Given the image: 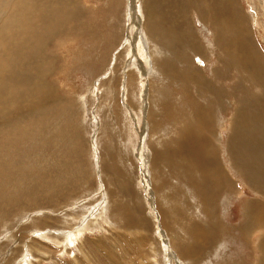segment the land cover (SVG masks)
Here are the masks:
<instances>
[{
	"label": "rangeland",
	"instance_id": "obj_1",
	"mask_svg": "<svg viewBox=\"0 0 264 264\" xmlns=\"http://www.w3.org/2000/svg\"><path fill=\"white\" fill-rule=\"evenodd\" d=\"M141 1L0 0V264L264 263L262 236L244 232L249 203H264V185L258 181L257 192L233 156L236 111L263 91L236 63L219 61L214 17L199 4L197 13L199 1H175L186 8L174 16L181 39L162 38L163 48L142 33L150 1ZM237 1L244 40L264 58V0ZM166 3L158 8L171 14ZM227 31L222 38H234ZM168 63L179 76L200 72L217 87L220 103L202 89L208 101L197 97L203 111L217 107L211 126L190 123L198 109L188 104L190 93L199 90L164 77ZM182 135L197 145L199 163L216 156L222 193L212 185L206 190L218 193L197 196L198 168L193 176L174 172L195 184L191 196L156 190L154 154L168 162L166 148L176 149ZM199 228L210 232L208 246L191 257Z\"/></svg>",
	"mask_w": 264,
	"mask_h": 264
},
{
	"label": "bare ground",
	"instance_id": "obj_2",
	"mask_svg": "<svg viewBox=\"0 0 264 264\" xmlns=\"http://www.w3.org/2000/svg\"><path fill=\"white\" fill-rule=\"evenodd\" d=\"M135 1L138 2V0H135ZM149 1L150 3H148V5L144 7L145 15L142 17L143 18V24H142L143 32L142 33L146 34L147 36L151 38H157L158 40H160L161 43L159 42L157 43V45L162 48H163L162 41H161L162 38L164 39L165 43L167 42L172 43V42H175L181 39V35L179 34L180 32L178 33L174 30L176 29L177 31H179V28H180L178 21L174 18V16H176L178 13H181L182 11L184 13V11H186V8L180 7L181 5H179V7L177 8V6H175L176 0L169 1L168 4L170 6V9L172 10L171 11V14H173L172 16L170 12H167L166 10H164L165 6L163 8L161 7L162 10L158 8V4L161 2V4L163 5L166 3V2L163 3V1H166V0H147V2ZM197 1L199 2L193 3L194 9H197V13L199 10L198 9V4H199L201 6L203 5L207 9L205 11V14L204 12H202V15L205 18H207L208 14L213 15L214 17V30L213 31L216 32V37L214 40H215V44L217 46L218 52L220 54L219 61H222L223 59L226 61H229L230 59L232 61L231 65L236 63L239 69H242L248 72L247 77L251 79L252 83H254V85L257 88L263 91V95L259 100L254 101V102H249L239 107V109L237 108L238 110L236 111L235 119H234L235 131H234L233 156L237 158L238 160H240L245 165V167L243 168L245 171L248 169L250 170V172L248 173V181L251 183V186L257 191L261 189L259 188L260 183H258V181H260L261 184L264 185V58L262 56H259V57L257 56L258 51L256 50L255 46L249 40H246V42L244 40L242 33L244 34V32L247 30V26H246V22L243 19V16H244L243 12L241 10L240 11L236 10L238 9L236 5V2H238L237 0L236 2L235 0H221V1L197 0ZM168 4L166 3V5ZM187 6H189V4H187ZM166 7L168 9V6ZM132 9L134 11L135 7L132 6ZM141 10H142V7H141ZM179 10H182V11L179 12ZM234 10H236V13H232V11ZM144 13H142V15ZM199 13H200V10H199ZM182 16H184V14ZM203 16L199 18H201L202 20ZM207 20L208 19H206L205 22ZM210 21H211V24H213L212 18L210 19ZM181 23H183V21H181ZM206 24L211 25L209 23H206ZM225 27L228 30L227 32L234 30V33H235L234 38L233 36L231 37L232 42L234 43V45L231 47L230 45L227 44L231 42V38H229L227 35L228 33L226 34L227 37L229 38L228 40H227V37L225 38L226 35L224 36V33H223V36L225 39H223L221 35L222 30L226 29ZM250 43L252 44V46ZM189 47L192 50H197V47L193 46L192 44ZM182 48H183V45H182ZM176 55L178 59L179 55L177 53ZM225 64L227 65V63ZM156 65H158V67H160V65L163 67L164 63H161L159 65L158 61H156ZM227 67L226 69H228ZM176 70L177 68L175 69L172 63H168L167 66L164 67V72H163L164 74L162 75L166 78H170L175 81L176 80L186 81L187 83H190V85L192 86L191 88H194L195 90L196 89L199 90V92L197 93L193 90L190 93V97H193V98L189 99L188 104L198 108L197 110H195V115L193 116V118L189 119L190 123H194V126L202 129L204 125V120H206L207 124L209 123V126H211L213 121L211 117L209 116V113L211 109H212L211 111H215V109H217V107L215 106L217 103L215 102L213 103V105L215 104L214 108L207 107L208 110L203 111L202 106L200 104V100H202L203 102L208 101L209 97L208 95L206 96L205 94L207 93L211 96V99L213 97L218 103H220L219 101L221 99V94L219 91H217V87H213L210 84H207L206 82H204V80H202L201 78L200 72L193 71L190 75H186V76L184 73H181V76H179ZM236 71L237 70H235V72ZM158 72H161L160 68H158ZM227 76L228 75H226V77ZM216 77L220 78L218 74ZM243 83L242 85H239V86L236 85L238 86L237 92L243 91L244 89L243 87L245 86V84ZM172 87L176 88V83H173ZM201 89L205 93H203ZM197 97L200 100H198ZM45 102L46 100L44 99V103ZM182 116L185 117L184 115ZM179 117L181 118V116ZM162 120L161 122H163ZM187 121L185 120V122ZM207 124H205V126ZM189 134L190 136H192L191 131L189 132ZM179 140L181 141L177 145L176 149H175L176 144L174 146H170L166 148L167 151L172 150L173 152V154H170V160L168 162L161 161L162 159L161 154H154L156 158L154 161V166L158 167V173H159L158 181L154 178V183L156 184V190L159 192V194L169 196L170 198H174L176 200H179L180 196L187 197V195L189 194L188 187H190L191 185H195V184L192 182H185L184 180L179 178L176 174L180 173V174H186L188 176H193V172L195 171L196 168L199 169L200 175L203 181V184H199L198 186L193 187V189L195 190L194 192L197 194V196L202 198V200H205L207 196V192L210 195H214L218 193L212 190L211 188L209 190H206L212 185H215V188H217V186L219 185V188L217 191L223 190L225 187V185L222 184L223 172L221 171V169H219V166L217 165L216 156L208 152L209 154L206 155V158L211 159V160L208 163L206 162L199 163L193 157V155L197 154L198 152L197 145L193 143H187L184 135H182V138H180ZM200 160L202 161V159ZM167 171L169 172L168 174L165 173ZM211 174H214L216 177L215 178L212 177V179L210 180L209 177L211 176ZM161 177L165 178L166 180L165 184H160ZM174 181L176 183V184L174 183L175 185H173ZM189 195L191 196V193ZM210 201H211V198L209 197L207 199V202H210ZM184 202L186 203V200ZM134 212L136 214L140 213L139 211H136V208L132 209L131 211L133 215H134ZM128 216H129V211H128ZM130 221H133V219L127 220V222H130ZM213 227L215 229L214 224H213ZM244 230H245L244 232L246 233L248 232L249 235L259 233L262 236V240H264V234H262L264 233V203L263 202L256 200V201H251L249 203L248 211H247V224ZM209 233L210 232L208 230H200V228L194 231L193 233L194 242L191 245V250L187 253L189 256L196 257L199 254V249L207 248L208 245L206 244L204 246V243L206 240H208L207 234ZM261 252L264 254V247L261 248Z\"/></svg>",
	"mask_w": 264,
	"mask_h": 264
},
{
	"label": "snow or ice",
	"instance_id": "obj_3",
	"mask_svg": "<svg viewBox=\"0 0 264 264\" xmlns=\"http://www.w3.org/2000/svg\"><path fill=\"white\" fill-rule=\"evenodd\" d=\"M133 47H134V45H133Z\"/></svg>",
	"mask_w": 264,
	"mask_h": 264
}]
</instances>
